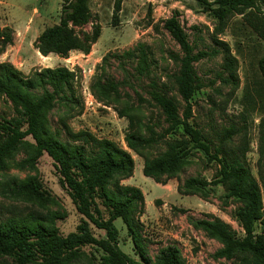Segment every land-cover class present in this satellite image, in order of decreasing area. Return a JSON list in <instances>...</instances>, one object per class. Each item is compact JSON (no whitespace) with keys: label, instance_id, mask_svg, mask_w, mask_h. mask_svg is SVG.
<instances>
[{"label":"trees","instance_id":"16d2710c","mask_svg":"<svg viewBox=\"0 0 264 264\" xmlns=\"http://www.w3.org/2000/svg\"><path fill=\"white\" fill-rule=\"evenodd\" d=\"M59 1L58 22L39 33L34 48L43 56L53 53L62 58H67L71 51L88 53L101 33L98 23H92L90 31L82 29L91 22L90 0ZM123 1L113 0V24H117ZM196 1L215 21L216 33H222L238 15L242 25L246 24L245 27L264 40V0ZM161 23L180 49V54L174 56L177 69L168 76L170 85L152 82L149 91L150 101L159 109L166 126L162 132L156 135L152 132L146 137L133 128L132 108L117 107L118 114L129 120V130L124 135L126 147L143 159V175L161 184L175 177L188 163L192 148L200 150L208 161L217 165L214 179L206 182L188 178L177 190L185 195L197 194L206 185L220 184L225 197L238 204L234 217L243 234L238 236L228 223L217 217L198 219L194 226L221 243L215 257H238L240 264H264V118L260 123L261 159L255 177L245 164L247 143L242 147L233 144L236 130L224 128L209 138L190 121L191 98L203 87L194 63L207 53L194 51L176 11ZM10 41L11 36L0 29V44L4 46ZM216 42L221 47L222 69L226 74L221 79L238 87L237 59L226 42ZM127 55L136 60L134 69L139 76L149 74L144 44L137 43ZM256 64L264 80V53ZM97 70L101 72L91 83L95 98L107 105L120 104L119 83L104 75L103 63ZM74 77V72L65 66L45 67L24 75L11 64L0 63V95L6 97L12 108L10 117L0 116V171L13 162L18 168L36 171L38 159L46 154L53 161L61 186L81 215L76 229L63 236L56 225L59 215L45 205L50 200L35 176L3 185V194L31 205L37 203L39 208L0 219V260L9 259L12 264H184L175 245L160 248L154 258L143 247L139 215L144 207V194L139 187L122 183L133 176L135 163L131 153L110 139L98 138L84 130L74 132L68 126L66 120L82 111ZM51 115L56 116L62 130H67L69 141L61 140L51 131L61 130L52 128ZM178 129H181L178 138L165 140V151L154 158L147 156V147ZM20 152L24 155L16 160ZM118 218L123 221L139 260L118 246V229L114 223ZM94 228L104 235L95 234ZM86 246L101 252L98 262L81 251Z\"/></svg>","mask_w":264,"mask_h":264},{"label":"rangeland","instance_id":"374dc122","mask_svg":"<svg viewBox=\"0 0 264 264\" xmlns=\"http://www.w3.org/2000/svg\"><path fill=\"white\" fill-rule=\"evenodd\" d=\"M113 0H90L91 22L82 29L90 31L92 23L101 27L99 38L88 53L71 51L67 58L53 53L42 56L34 48V40L46 27L59 20V0H0V29L11 36L9 44H0V63L14 66L24 75L45 67L65 66L73 71L74 89L82 111L66 120L72 131L84 130L98 138H107L128 150L135 161L133 176L122 181L139 187L144 194V207L139 215L142 224L143 247L151 258L160 248L175 245L180 250L184 264H240V259L217 258L215 252L221 243L209 237L194 222L210 217L228 223L238 236L243 234L241 225L234 217L237 202L225 197V189L219 185H206L197 194H181L177 187L188 178L210 182L214 179L217 165L207 160L198 149L192 148L188 163L165 184L156 183L142 173L143 159L129 150L124 135L129 130V120L118 114L117 107L132 108L134 127L144 136L162 132L166 124L158 108L150 101L151 83L163 82L170 85L168 76L177 69L174 59L180 54L177 43L162 28V20L175 11L187 34L194 51L207 54L194 63V68L203 87L191 98L192 124L203 133L214 138L224 128L237 131L234 145L247 143L245 164L252 174L258 176L260 156V123L264 118V80L257 68V59L264 53V40L251 32L246 24L235 16L222 32H215V21L202 11L196 0H124L118 13L117 24L112 23ZM216 40L226 42L237 59L238 87L221 78L226 76L222 69L223 54ZM144 44L149 60V74L139 76L135 72L136 60L127 51ZM106 60L103 62V57ZM103 63L104 75L119 83L120 104L110 105L98 101L91 89L93 77L100 73L97 66ZM171 93H175L173 90ZM90 101H92L90 103ZM79 110V109H78ZM76 112V111H75ZM12 115L10 102L0 95V116ZM52 128L61 140L69 141L67 130H62L55 115L50 116ZM150 127V128H149ZM181 129L170 133L145 149L149 158L165 151V140L178 138ZM82 143V142H76ZM24 153L16 155V160ZM16 162L0 171V219L21 215L30 209H38L30 202L19 201L10 194H3V185H11L28 175L35 176L50 200L47 208L58 213L56 225L63 236L76 229L81 215L76 210L68 192L59 182V175L52 159L43 154L36 163V171L15 166ZM49 203V204H48ZM118 229L120 249L139 260L137 252L123 221H114ZM97 235L104 232L94 228ZM93 261L98 262L101 252L92 246L81 249ZM0 264H12L11 260H0ZM83 264V263H75Z\"/></svg>","mask_w":264,"mask_h":264},{"label":"crops","instance_id":"0c3cea01","mask_svg":"<svg viewBox=\"0 0 264 264\" xmlns=\"http://www.w3.org/2000/svg\"><path fill=\"white\" fill-rule=\"evenodd\" d=\"M42 56H43V55H42ZM47 56H48V55H47ZM47 56H46V57H47ZM43 57H44V56H43ZM134 163H135V161H134Z\"/></svg>","mask_w":264,"mask_h":264},{"label":"water","instance_id":"95a60500","mask_svg":"<svg viewBox=\"0 0 264 264\" xmlns=\"http://www.w3.org/2000/svg\"><path fill=\"white\" fill-rule=\"evenodd\" d=\"M59 57H61V55H58Z\"/></svg>","mask_w":264,"mask_h":264},{"label":"built area","instance_id":"2783aa9c","mask_svg":"<svg viewBox=\"0 0 264 264\" xmlns=\"http://www.w3.org/2000/svg\"><path fill=\"white\" fill-rule=\"evenodd\" d=\"M92 101H90V103H91Z\"/></svg>","mask_w":264,"mask_h":264}]
</instances>
